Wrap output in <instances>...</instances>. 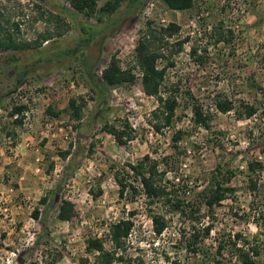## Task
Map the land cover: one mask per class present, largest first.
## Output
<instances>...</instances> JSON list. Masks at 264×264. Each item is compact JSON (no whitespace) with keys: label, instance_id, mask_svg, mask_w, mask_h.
<instances>
[{"label":"rangeland","instance_id":"1","mask_svg":"<svg viewBox=\"0 0 264 264\" xmlns=\"http://www.w3.org/2000/svg\"><path fill=\"white\" fill-rule=\"evenodd\" d=\"M50 1L55 6L44 0H0L5 28L23 43L42 42L37 50L0 51V94L15 91L0 106V264H96L94 255L86 251L87 241L104 240L111 249L109 226L131 218L133 211L137 213L135 229L123 255L126 262L117 264H240L230 253L216 256L218 242L237 234L256 245L260 256L255 264H264V171L256 197L247 189V164L264 166V0H245L249 15L243 22L233 14L230 0H195L194 9L187 12H173L161 0H144L140 10L130 14L127 6L131 0H123L115 15L104 18L117 24L113 26L116 33L106 40L99 63L93 59L90 64L101 76L115 56L122 69H133L137 79L133 86L109 90L102 104L97 103L85 76L84 55L70 63L63 61L62 67L43 61L54 49H73L82 37L79 24L96 25L100 15L86 19L73 12L66 0ZM109 1L113 0H97L98 9ZM56 16L61 23L53 18ZM172 23L181 32L165 40L169 44L164 46L161 53L165 58L158 66L168 67L165 89L178 91L179 107L174 124L158 134L151 124L156 123L152 114L158 102L142 90L135 52L149 29L159 33ZM46 32L60 36L44 42L40 37ZM220 32L231 41L218 42ZM186 39L179 52L177 42ZM191 49L198 51L196 58L206 57V62L190 57ZM98 52L96 47L87 55L97 57ZM21 67L30 74L17 86L15 71ZM219 96L237 107L241 103L255 106L259 112L242 120L235 111L221 114L215 106ZM80 97L87 101L80 123L65 113L59 118L47 114L49 107L61 113L71 99ZM195 104L211 116L209 131L195 125ZM20 106L27 108L19 115L24 117L23 126L11 117L14 107ZM47 119L57 123L55 138L42 135ZM105 123L119 129L130 127L133 140L119 146L103 130ZM180 131L184 139L175 144L173 136ZM66 152L71 153L67 160L62 157ZM146 156L160 161L172 156L174 166L179 162V176L170 174L168 179L179 177L188 183V197L195 187L198 193L208 185L217 167L238 171L233 180L238 187L236 196L199 225H214L206 241L207 256L195 257L179 246L183 232L188 237L192 228L186 220L160 206L149 209L143 196L133 202L119 198L115 172ZM45 197L48 202L41 205ZM63 201L75 205L77 216L72 222L58 218ZM151 210L170 221L161 237L154 235ZM35 211H39L38 219H34Z\"/></svg>","mask_w":264,"mask_h":264},{"label":"trees","instance_id":"2","mask_svg":"<svg viewBox=\"0 0 264 264\" xmlns=\"http://www.w3.org/2000/svg\"><path fill=\"white\" fill-rule=\"evenodd\" d=\"M51 6H55L50 0H44ZM123 0H113L107 2L101 9H98L97 0H66L73 12L82 15L86 19H92L97 14L98 24H86L80 23L79 29L82 33V37L77 41L76 46L73 49L58 50L54 49L53 52H48L44 57V63L50 65H58L60 67L63 61L71 62V59H75L78 55H84L83 67L86 73V78L91 82L92 92L97 99L98 104H102L105 101L109 90L123 86H133L136 83L137 76L133 73V69H122L117 57H112L109 64L103 69L101 76H98L95 72L94 66L90 64L93 59L95 64H98L101 59L104 44L106 40L111 37L117 30V24L113 25L105 16L111 17L115 15L122 7ZM166 7L173 12H187L191 11L195 7V0H161ZM144 0H131L127 6L128 14L133 11H139ZM73 18H77L73 15ZM3 18L0 10V51H27L37 50L42 47V42L35 41L21 42L14 37V34L7 30L1 20ZM58 23L62 20L56 16L53 17ZM118 23L117 20L114 21ZM113 22V23H114ZM17 30H19L18 25ZM114 26V27H113ZM115 30V31H114ZM181 27L172 23L167 27L162 28L159 33L157 30L149 29L138 43L135 52L136 68L141 73L142 90L148 97L156 98L158 102V108L152 114L155 124L151 123L156 133H161L163 129L169 128L174 124L177 108L179 107V98L177 96V90L173 89L169 92L165 89V82L167 78L168 67L164 66L159 68V62L164 60V55L161 53L164 46L169 43L166 39H172L179 35ZM56 35H59L56 34ZM55 34L46 32L41 35V39L44 42H49L54 39ZM60 36V35H59ZM220 39L218 42L225 41L230 42L231 39H225L224 33H219ZM232 37V33H231ZM189 39L177 42L180 50L183 49L184 44ZM99 48L98 56H88L87 53L93 48ZM206 51V50H205ZM198 51L191 49L190 57H193L197 62L203 64L206 62V57L199 56L196 58ZM89 57V58H88ZM41 62V59H40ZM169 66H174L170 63ZM29 70L26 67H21L15 71L16 85H22L29 75ZM15 91H9L5 95L0 94V106L3 101ZM216 109L221 114H229L233 111L236 112L239 120L252 119L259 112L258 108L252 105H246L241 103L239 107L234 102L229 100L225 96H219L216 99ZM87 107V101L80 97L78 99H71L67 108L60 112H56L53 108L47 109V114L51 117H60L62 113L69 115L70 120L76 123H80L84 117V109ZM27 108L25 106L14 107L11 112V117L16 115H22ZM194 122L197 127H202L205 130H210L211 116L204 113L203 108L200 105H194ZM105 117L100 118L103 120ZM15 124L23 126L24 117L17 118ZM80 126V124L78 125ZM77 128V127H75ZM103 130L112 135L119 146L125 147L133 139L132 130L130 127L127 129H119L115 125L105 123ZM184 139L183 132H176L173 136V142L179 144ZM175 149H179L175 146ZM70 152H66L62 157L67 160ZM173 157L168 156L161 161L152 159L150 156L144 157L140 162L129 165L127 168L121 171L115 172V181L119 188V198L121 200L134 201L138 196H143L148 201L147 206L149 209L154 206H160L173 216L181 217L182 220H186L191 224V231L187 237V232H183L179 246L182 250L195 257L208 255V247L206 241L211 236L214 225L209 224L203 226L199 225L208 217L215 215V211L226 200L234 198L238 192V187L233 185V180L236 178L237 170H223L221 167H217L212 173L208 185L197 193L196 187L192 190V194L188 197L186 188H189L188 183L184 180L181 181L179 177H174L173 181L168 179L170 174L179 176V162L174 166L172 162ZM264 171V166L260 162H250L247 164V189L251 195L255 196L259 192V182L261 174ZM131 180V181H130ZM181 182L183 183L181 185ZM194 193V195H193ZM48 198L41 199L40 204L46 205ZM203 208H207V213L203 212ZM152 211V210H151ZM136 211L130 213L131 218L121 219L109 226L108 239L111 244V249L106 248L104 240L90 239L87 241V253L94 255L96 264H117L126 262L124 253L127 249V243L135 229V221L133 217L136 215ZM34 219H38L39 211H35ZM77 216L75 205L70 201H63L60 208L58 218L63 222H72ZM152 221L153 232L156 237H161L169 228L170 221L166 215L161 213H150ZM258 226V225H257ZM240 242H243L241 245ZM180 247H178L180 249ZM227 252L232 257L238 259L240 264H255V259L260 256V252L256 245H253L247 239H243L242 235L237 234L234 237H230L228 241L221 240L218 242L216 249V256H223ZM205 258V257H204ZM83 264H89L88 261H83ZM179 264V263H175Z\"/></svg>","mask_w":264,"mask_h":264},{"label":"built area","instance_id":"3","mask_svg":"<svg viewBox=\"0 0 264 264\" xmlns=\"http://www.w3.org/2000/svg\"><path fill=\"white\" fill-rule=\"evenodd\" d=\"M230 8L233 11V14L237 15V18L239 19L240 22H243L246 17H248L249 15V5L246 3L245 0H230ZM226 4V1H223L222 5L224 7V5ZM72 88H75V85L72 84L71 85ZM25 114V113H23ZM19 118V115L15 116V119ZM56 126L57 123L53 120L47 119V121L44 124V132L42 133V135L44 136V138H55L56 134Z\"/></svg>","mask_w":264,"mask_h":264},{"label":"crops","instance_id":"4","mask_svg":"<svg viewBox=\"0 0 264 264\" xmlns=\"http://www.w3.org/2000/svg\"><path fill=\"white\" fill-rule=\"evenodd\" d=\"M0 170H1V168H0Z\"/></svg>","mask_w":264,"mask_h":264}]
</instances>
